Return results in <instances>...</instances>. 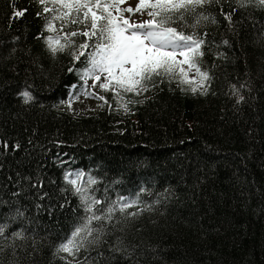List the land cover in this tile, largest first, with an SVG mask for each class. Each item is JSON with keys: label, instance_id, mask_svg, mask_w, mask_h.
<instances>
[{"label": "trees", "instance_id": "16d2710c", "mask_svg": "<svg viewBox=\"0 0 264 264\" xmlns=\"http://www.w3.org/2000/svg\"><path fill=\"white\" fill-rule=\"evenodd\" d=\"M41 11L0 0V264H264V8L214 0L195 28L192 16L167 25L204 39L206 94L154 76L142 96L107 91L87 114L66 101L93 49L53 54ZM70 171L98 215L138 201L93 222L99 240L76 256L57 252L88 215Z\"/></svg>", "mask_w": 264, "mask_h": 264}, {"label": "snow or ice", "instance_id": "6c2138e0", "mask_svg": "<svg viewBox=\"0 0 264 264\" xmlns=\"http://www.w3.org/2000/svg\"><path fill=\"white\" fill-rule=\"evenodd\" d=\"M125 2L126 0H37L42 6L38 15L49 14L46 17L45 30L55 34L46 37L49 50L55 54L75 46L76 51L72 55L75 60H79L92 48L93 51L87 53L86 63L89 67L83 72L85 80L92 77L100 82L103 76L104 80L99 83V87L105 91H113L121 99V92L138 95L140 91H147L146 84L152 81L154 76H166L170 80H178L180 84L195 85L191 87L193 93L199 90L201 94H206L205 85L210 76L200 67V58L204 55V39L195 32L185 35L176 27L167 25L174 19L184 21L186 16H192L194 23L191 27L195 28L202 21L209 19L202 12H197V9H203L214 0H139L136 8H122L121 5ZM215 2L219 3V0ZM236 3L240 8L252 5L264 8V0H236ZM145 10L151 19L142 23L130 22V19L124 16L125 12ZM235 11L236 9H233L225 15L229 22ZM14 15L22 17L24 11H16ZM71 25L82 26L84 30L64 32V29ZM77 36H83L86 40L75 45L73 38ZM192 70H195L198 80L189 79V72ZM233 87L234 93H238L239 90ZM21 95L25 103L33 99L27 91ZM98 98L104 99L102 96ZM122 106L127 110V105ZM81 177L82 174L77 173L76 179H70L69 183L75 186L74 190L80 195L88 215L84 218V223L76 227L70 237L57 248V252L71 256H76L89 244L98 242L100 229L94 228L93 222L111 221L115 211L124 212L138 202L119 201L118 209L115 205L108 207L106 211L100 209L102 214L98 215L96 206L100 205L101 201L89 195L86 187L77 186ZM93 183L95 181L89 179L88 184ZM136 214L130 213L133 216ZM6 227L7 225H0V237H3ZM13 236H20V233H13ZM0 251L3 249L0 248Z\"/></svg>", "mask_w": 264, "mask_h": 264}, {"label": "rangeland", "instance_id": "374dc122", "mask_svg": "<svg viewBox=\"0 0 264 264\" xmlns=\"http://www.w3.org/2000/svg\"><path fill=\"white\" fill-rule=\"evenodd\" d=\"M139 3V0H126L124 4L121 5L122 8L132 7L136 8L137 4ZM125 18L130 19V22L135 23H142L148 19H151L147 15V10L142 12H135V13H124ZM181 57H178L180 59ZM187 68V66H185ZM189 79H196L198 80V76L195 72V70H192L189 72ZM104 77H101V81L103 82ZM95 81L92 77L87 78L85 80L84 77V84L81 86V88L77 91L76 89H73L71 91V94L67 100L66 106L69 107V110L77 113V114H87V113H94L96 110L100 108L99 106V99L98 97L103 96L106 92L104 89L99 87V83ZM95 85V87H93ZM195 86V85H194ZM113 92V91H112ZM144 91H140L139 95L142 96ZM127 93L121 92V95H125ZM76 172H71L69 174L70 179H76ZM81 183V179L79 184Z\"/></svg>", "mask_w": 264, "mask_h": 264}]
</instances>
